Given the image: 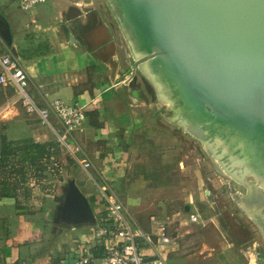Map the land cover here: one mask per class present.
<instances>
[{
  "label": "crops",
  "instance_id": "0c3cea01",
  "mask_svg": "<svg viewBox=\"0 0 264 264\" xmlns=\"http://www.w3.org/2000/svg\"><path fill=\"white\" fill-rule=\"evenodd\" d=\"M16 5H20V0H0V21L7 24L11 31L9 36L0 31V50H10L20 58L31 78V93L37 102L45 104L41 95L47 93L48 99L61 98L67 102L89 103V109L92 110L97 108V102H106L111 99V95H116L111 91L112 88L117 90L113 84L118 81L117 76L124 75L125 71L120 63L116 74L110 70L114 62H119L123 53L126 54V61H131L121 29L105 0H47L30 11L24 10L27 13L23 20L13 21L14 15L10 11ZM99 65L110 69L107 76L111 85L99 81L100 86L97 83L93 87L85 86L89 79L84 70ZM127 75H131V72ZM11 88L0 85V155L3 137L8 140L33 138L41 143L55 142L52 127L32 122L34 117L24 114L20 106L12 102L13 97L8 93ZM105 94L110 95V98L103 99ZM95 110L89 113L84 133H77V138L86 151L88 146L95 149L94 158L90 156L97 169L109 179L112 188L133 215L132 208L137 206L133 202L137 203L141 194L137 185L141 183L137 179L138 182H131L128 187L132 203L130 199L121 198L123 192L117 187V182L126 178L120 160L124 156V146L112 140L118 126L129 125L130 120L127 116L128 122L120 123L118 119L116 123L114 118H107L104 123L102 113ZM92 113L97 115L94 120ZM104 143L106 146L101 145ZM58 146V161L61 163L59 172L51 169L45 172L43 178L38 179L32 170L29 171L26 189L20 186L22 178L18 175L20 185L16 191L17 197L9 195L0 198V264H72L74 254L71 251L83 240L89 241L93 262L100 257L93 254L96 248L103 246L95 238V229L101 215L106 213L107 203L97 184L72 157L70 161L66 159L61 151L64 148ZM68 162L77 164L98 189V192L86 189L85 181L77 184V179H73L87 197L96 222L75 223L63 217L65 176L68 174L74 177L75 174ZM12 181L14 177L8 178V183ZM207 192L202 202H214L217 195L208 196ZM157 208L161 209L159 214L162 215L160 203ZM191 213L200 215L196 210ZM133 217L144 229H149V223L145 226L135 215ZM214 224L216 231L219 230L217 224ZM236 228L235 238L219 240L218 244L204 242L201 252L205 247L216 250L220 264H255L256 252L262 239L259 240L256 233L255 237L252 233L254 230L261 233L259 227L251 220V223L237 221ZM173 231L178 249L170 253L168 264H181L174 258L180 249L181 234L177 230ZM183 260L188 264V259Z\"/></svg>",
  "mask_w": 264,
  "mask_h": 264
},
{
  "label": "water",
  "instance_id": "95a60500",
  "mask_svg": "<svg viewBox=\"0 0 264 264\" xmlns=\"http://www.w3.org/2000/svg\"><path fill=\"white\" fill-rule=\"evenodd\" d=\"M105 1L133 60L126 82L137 71L149 78L167 119L245 185L233 195L264 235V0ZM0 31L11 34L2 21ZM255 191L260 203L250 209ZM66 197L65 219L96 222L74 180ZM255 264H264L259 249Z\"/></svg>",
  "mask_w": 264,
  "mask_h": 264
},
{
  "label": "rangeland",
  "instance_id": "374dc122",
  "mask_svg": "<svg viewBox=\"0 0 264 264\" xmlns=\"http://www.w3.org/2000/svg\"><path fill=\"white\" fill-rule=\"evenodd\" d=\"M10 12L14 15L13 21L22 19L27 13L20 5L11 8ZM110 13L113 16L111 11ZM115 22L117 23L116 19ZM123 54L119 62H114L111 70L103 65L87 67L84 70L89 79L85 83L87 87H93L99 81L110 86L107 71L110 70L116 74L119 63L126 73L120 77L117 76L118 81L113 84L117 90L112 88L111 91H114L116 95H111V99L106 102H97L95 105L97 108L89 109L90 112H88L91 113L96 109L95 111L102 113L104 123L107 118H114L117 123L122 114H126L130 120L129 125L118 126L112 135V140L115 142L117 140L124 146V151L122 150L124 156L120 160L123 162L126 178L116 181L117 187L124 193L121 194V198L130 199L129 202L132 203L133 199L128 192L130 189L128 187L131 182L139 179L141 184L137 185V189L141 190V194L138 202H133L137 206L132 208L134 211L132 213L147 226L150 215L159 214L161 211L157 205L159 203L165 205L166 213L170 219H174L171 229L181 234L180 249L174 256L177 258L176 261L187 264L183 259H188V264H220L219 258L216 257L217 251L205 247L201 252L202 244L204 242L218 244L219 240L220 242L231 240L236 236L237 221L251 223L253 218L245 215L239 208V196L233 195L234 193L244 195L247 188L241 181L222 169L219 161L208 153L204 143L189 134L185 128L178 127L167 119L169 112L161 104L154 84L144 73L137 71L136 77L126 82L131 76L127 74L131 72L133 60L130 55L131 62H127L126 54ZM8 93L14 97L15 91L11 88ZM16 104L20 106L24 114H28L20 102ZM91 116L93 120L97 117L93 113ZM32 117H34L32 122L47 126L37 115L34 114ZM101 145L106 146V143ZM94 150L87 147V152L93 158ZM61 151L70 161L69 152L66 149ZM68 166L74 168L76 176L75 174L74 177L68 174L65 176L67 180L64 183L65 194L62 198L65 204L63 214L66 216L68 201L66 196L70 180L77 179V184L85 181L86 189L98 192L95 184L77 164L69 163ZM248 179L254 180V177L250 175ZM206 192L208 196L217 195L213 199L214 202H202ZM192 210L199 211L201 221L192 222L189 219ZM213 221L219 230L216 231ZM255 233L259 240L262 239L259 250L264 252V235L254 230L252 233L254 237Z\"/></svg>",
  "mask_w": 264,
  "mask_h": 264
},
{
  "label": "built area",
  "instance_id": "2783aa9c",
  "mask_svg": "<svg viewBox=\"0 0 264 264\" xmlns=\"http://www.w3.org/2000/svg\"><path fill=\"white\" fill-rule=\"evenodd\" d=\"M45 2L47 0H20V6L28 11ZM0 66V85L11 86L15 91L12 102H20L28 114L37 115L43 124L52 127L55 141L97 184L107 203L106 213L101 215L95 229V238L104 247L103 254L94 264H168L170 253L178 249L177 237L171 229L174 219L167 214L163 217L153 213L149 217V229H144L77 139V133L84 131L90 104L48 99L47 93L41 95L45 104H40L31 93L29 73L16 54L0 50ZM189 219L198 222L200 215L191 213ZM88 242L83 240L72 249V264L93 262Z\"/></svg>",
  "mask_w": 264,
  "mask_h": 264
},
{
  "label": "trees",
  "instance_id": "16d2710c",
  "mask_svg": "<svg viewBox=\"0 0 264 264\" xmlns=\"http://www.w3.org/2000/svg\"><path fill=\"white\" fill-rule=\"evenodd\" d=\"M100 86V82L97 83ZM110 98V95H103V99ZM89 113L87 114L88 117ZM120 123L128 122L127 115L122 114L119 118ZM55 142L41 143L33 138L21 140H8L3 137V144L0 155V198L3 196L17 197L16 191L19 189L18 175L26 189L28 172L32 170L36 178L41 179L48 170L59 172L61 163L58 161L60 147ZM14 177L12 183H8V178ZM103 246L94 250V256L99 257L103 254ZM89 264H94L91 262Z\"/></svg>",
  "mask_w": 264,
  "mask_h": 264
},
{
  "label": "flooded vegetation",
  "instance_id": "af4514ba",
  "mask_svg": "<svg viewBox=\"0 0 264 264\" xmlns=\"http://www.w3.org/2000/svg\"><path fill=\"white\" fill-rule=\"evenodd\" d=\"M260 195L259 193H257L256 191L253 192V194H250V209H255L256 206H259L258 204L260 203V198L261 196H258ZM258 196V197H257Z\"/></svg>",
  "mask_w": 264,
  "mask_h": 264
},
{
  "label": "bare ground",
  "instance_id": "6f19581e",
  "mask_svg": "<svg viewBox=\"0 0 264 264\" xmlns=\"http://www.w3.org/2000/svg\"><path fill=\"white\" fill-rule=\"evenodd\" d=\"M133 81V80H132Z\"/></svg>",
  "mask_w": 264,
  "mask_h": 264
}]
</instances>
